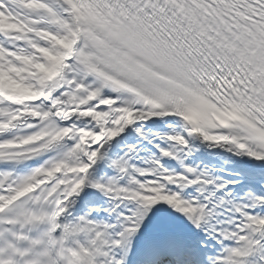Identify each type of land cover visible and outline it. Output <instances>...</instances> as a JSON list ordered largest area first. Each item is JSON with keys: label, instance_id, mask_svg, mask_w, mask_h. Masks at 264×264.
<instances>
[{"label": "snow or ice", "instance_id": "obj_1", "mask_svg": "<svg viewBox=\"0 0 264 264\" xmlns=\"http://www.w3.org/2000/svg\"><path fill=\"white\" fill-rule=\"evenodd\" d=\"M0 264H264V0H0Z\"/></svg>", "mask_w": 264, "mask_h": 264}]
</instances>
